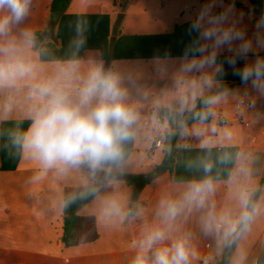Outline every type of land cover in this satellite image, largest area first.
Wrapping results in <instances>:
<instances>
[{"label": "crops", "instance_id": "0c3cea01", "mask_svg": "<svg viewBox=\"0 0 264 264\" xmlns=\"http://www.w3.org/2000/svg\"><path fill=\"white\" fill-rule=\"evenodd\" d=\"M52 2L32 0L27 18L13 29V35L22 39L19 33L23 30L30 31L32 37L45 30ZM209 2L72 0L69 16H109L105 51L85 48L74 60L45 62L33 42L27 49L29 58L40 66L37 81L54 77L69 62L78 63L76 77L68 84L74 100L94 65L102 64L105 72L118 77L125 92L124 103L138 115L135 136L123 146L125 157L120 167L104 165L96 170L126 175L152 172L156 167L153 160L158 157L162 162L167 152L164 145H155L156 135H164L177 125L162 112L192 110L199 97L218 86L213 69L184 71L187 60L182 52L189 48L185 40L196 32L189 27L185 33H177L178 27L193 23ZM220 2L225 6L234 2L245 14L253 8L250 0H218V6ZM259 16L256 11L252 19L245 15L241 26L251 34ZM203 43L208 42L200 40ZM221 54L233 53L222 48ZM258 55L264 57V50ZM247 59L253 60V54ZM205 74L213 76L210 86L201 80ZM27 92V86L13 93L0 90V264H132L143 234L153 228L166 232V239L155 247H170L184 239L190 252L188 264H217L232 237L225 236V222L239 217L241 194L247 193L249 199L260 187L257 210L239 236L229 264H264V94L250 83L219 94L218 102L211 104V122H196L184 130L178 143L181 160L177 178L163 172L144 185L138 196L126 180H100L86 164L45 170L37 159L14 144L13 133L31 123L32 101ZM242 98L252 100L254 106L239 110ZM240 118L251 120L253 126H244ZM206 164H211V171H205ZM209 178L213 190L203 204H188L184 197L190 185ZM99 182L103 185L97 195L78 214L96 218L100 237L92 243L65 247L61 236L66 190ZM166 202L182 205L170 221L163 216L162 204ZM113 204L119 207L120 215L112 211Z\"/></svg>", "mask_w": 264, "mask_h": 264}, {"label": "clouds", "instance_id": "9594fccd", "mask_svg": "<svg viewBox=\"0 0 264 264\" xmlns=\"http://www.w3.org/2000/svg\"><path fill=\"white\" fill-rule=\"evenodd\" d=\"M31 4L32 0H0V90L13 93L27 86V96L32 101L31 123L26 129L13 133V143L37 159L45 170H63L82 164L93 170L104 165L120 167L125 157L123 146L135 136L138 115L124 103L125 92L118 77L105 72L102 64L94 65L76 91L75 100L70 96L68 84L76 77L77 62L60 67L52 78L37 81L40 66L27 55L32 33L21 31L22 39L13 35V29L27 18ZM245 15L252 19L254 9L250 7L245 14L236 9L234 2L227 6L220 2L218 6V0H210L190 26L198 32L200 40L208 43L197 44L186 51L184 71L202 72L209 68L214 74L222 73L223 65L217 63V57L220 49L227 48L233 55L226 63L234 74L242 83H250L253 89L264 94V57L258 55L264 50V11L255 19L251 34L241 26ZM189 52L193 53L191 58ZM249 54L254 56L251 61L247 59ZM238 60H244L239 67ZM201 80L210 86L213 76L205 74ZM218 100V96H213L205 103L211 105ZM211 167L206 164L205 171H211ZM212 190V180L205 179L190 185L184 200L188 204L202 205ZM162 207L165 220L170 221L175 219L182 205L166 202ZM241 207L238 218L225 222L226 237L246 230L257 210L250 205L247 193L241 194ZM112 211L121 214L115 204ZM165 239L166 232L161 228L146 231L132 264H188L190 252L186 240L178 239L170 247H155Z\"/></svg>", "mask_w": 264, "mask_h": 264}, {"label": "trees", "instance_id": "16d2710c", "mask_svg": "<svg viewBox=\"0 0 264 264\" xmlns=\"http://www.w3.org/2000/svg\"><path fill=\"white\" fill-rule=\"evenodd\" d=\"M263 0H250L254 11L261 14L264 11ZM72 0H53L51 4L50 21L47 28L36 32L32 37L34 48L40 53V57L45 62L69 61L77 57L78 51L85 48H100L105 51L107 43L110 20L108 15H78L69 16L67 11ZM121 22V21H119ZM192 23L177 28V33H185ZM67 27L66 31L65 28ZM193 37L191 34L185 40L188 49L200 44L198 32ZM186 51L182 52L185 55ZM193 53L189 52L188 56ZM196 55H199L198 53ZM233 54H221L217 57V63L223 65L224 71L215 76L218 86L207 93L205 96L196 100V105L192 110L185 112H175L164 110L163 116L170 121L177 122L176 127L162 135V143L167 149L163 161L156 165L154 170L148 174H121L95 170L100 180L109 181L112 179L126 180L135 187L136 196L140 190L159 174L169 171L177 178L179 161L181 160V149L178 147L179 139L184 130L193 123H209L213 119L211 105L205 101L209 97L218 96L230 91L238 85L243 84L238 75H235L233 68L226 63V60ZM244 60L237 61V67L242 65ZM202 116L206 118H201ZM3 144V139H2ZM3 168L6 169V153L2 149ZM263 186V181L261 182ZM98 193V185L68 188L64 196L63 225L61 242L65 247L78 246L84 243H92L100 237L94 216H81L78 210L90 202ZM261 194V187L253 192L249 198L250 205L256 204ZM239 235L232 236L225 247L222 259L217 264H229L235 244Z\"/></svg>", "mask_w": 264, "mask_h": 264}, {"label": "built area", "instance_id": "2783aa9c", "mask_svg": "<svg viewBox=\"0 0 264 264\" xmlns=\"http://www.w3.org/2000/svg\"><path fill=\"white\" fill-rule=\"evenodd\" d=\"M254 106V102L248 98H242L240 99L237 107L239 110H242V109H250ZM240 120L242 121V123L244 124V126L248 127V128H251L253 126V123L251 120L249 119H244V118H240ZM252 142L255 143L256 142V139L253 138L252 139ZM155 145L157 147H161L163 145L162 143V134L161 133H158L156 135V141H155Z\"/></svg>", "mask_w": 264, "mask_h": 264}, {"label": "rangeland", "instance_id": "374dc122", "mask_svg": "<svg viewBox=\"0 0 264 264\" xmlns=\"http://www.w3.org/2000/svg\"><path fill=\"white\" fill-rule=\"evenodd\" d=\"M263 2V6H264V0L262 1ZM257 12V11H256ZM161 162V159L160 158H155L154 160H153V164H159ZM134 187V186H133ZM134 189H135V187H134Z\"/></svg>", "mask_w": 264, "mask_h": 264}, {"label": "water", "instance_id": "95a60500", "mask_svg": "<svg viewBox=\"0 0 264 264\" xmlns=\"http://www.w3.org/2000/svg\"><path fill=\"white\" fill-rule=\"evenodd\" d=\"M102 185H103V183L99 182V183H98V188H101Z\"/></svg>", "mask_w": 264, "mask_h": 264}]
</instances>
